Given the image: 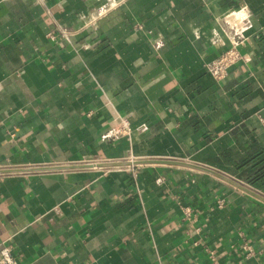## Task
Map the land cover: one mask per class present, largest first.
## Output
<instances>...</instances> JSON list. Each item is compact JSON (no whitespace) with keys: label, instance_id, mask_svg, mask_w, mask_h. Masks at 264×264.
<instances>
[{"label":"crops","instance_id":"crops-1","mask_svg":"<svg viewBox=\"0 0 264 264\" xmlns=\"http://www.w3.org/2000/svg\"><path fill=\"white\" fill-rule=\"evenodd\" d=\"M104 2L0 0V170H24L0 174V246L17 264H264V201L170 163L264 198V0ZM241 8L216 82L211 39ZM120 116L145 130L102 140Z\"/></svg>","mask_w":264,"mask_h":264},{"label":"built area","instance_id":"built-area-1","mask_svg":"<svg viewBox=\"0 0 264 264\" xmlns=\"http://www.w3.org/2000/svg\"><path fill=\"white\" fill-rule=\"evenodd\" d=\"M126 1L128 0H105V2L97 8V16L106 14L111 8H115ZM249 17V11L246 8H241L223 15L219 19V28L224 42L213 38L211 39V43L213 45H225V41H227L228 48L207 66V71L214 81L220 82L225 79L228 70L240 61L241 55L239 48H241L246 41L245 33L250 27ZM71 34L72 32L68 28L59 25L58 35L62 39L68 40ZM153 44L155 49L162 46L161 41L157 39L153 40ZM262 126L264 129V119L262 120ZM144 130L145 128L142 126L133 128L126 117L120 116L114 126L103 134L102 140L115 142L122 138L130 139L134 132H142ZM219 206L222 207V203H219ZM189 212V209H184L185 216L188 217ZM245 248L251 253L250 248ZM0 264H17L11 249L6 246H0Z\"/></svg>","mask_w":264,"mask_h":264},{"label":"water","instance_id":"water-1","mask_svg":"<svg viewBox=\"0 0 264 264\" xmlns=\"http://www.w3.org/2000/svg\"><path fill=\"white\" fill-rule=\"evenodd\" d=\"M149 163H157V161H133V162H127V163H119L121 165H133V166H136V165H142V164H149ZM171 164H175V165H179V166H184V167H187V168H190V169H195L197 171H201V172H204V173H207V174H210V175H213L223 181H225L226 183L234 186L235 188L245 192V193H248L258 199H260L261 201H264V198L260 197L259 195L255 194L254 192L250 191L249 189L245 188L244 186L222 176V175H219L218 173H215L209 169H205V168H202V167H199V166H195V165H191V164H185V163H178V162H170ZM118 164V163H116ZM115 163H110V164H107L106 166H111V165H116ZM23 169H7V170H0V174H4V173H15V172H18V171H21ZM28 170V169H27ZM24 171V170H23Z\"/></svg>","mask_w":264,"mask_h":264}]
</instances>
